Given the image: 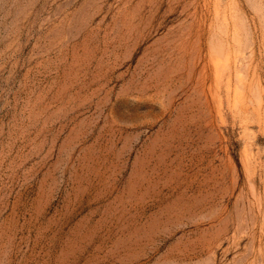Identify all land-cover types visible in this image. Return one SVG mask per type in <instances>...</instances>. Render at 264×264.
Segmentation results:
<instances>
[{
    "label": "rangeland",
    "instance_id": "374dc122",
    "mask_svg": "<svg viewBox=\"0 0 264 264\" xmlns=\"http://www.w3.org/2000/svg\"><path fill=\"white\" fill-rule=\"evenodd\" d=\"M0 264H264V0H0Z\"/></svg>",
    "mask_w": 264,
    "mask_h": 264
}]
</instances>
